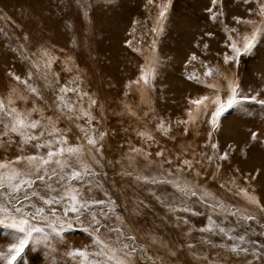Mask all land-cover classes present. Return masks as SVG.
<instances>
[{"label":"rangeland","instance_id":"obj_1","mask_svg":"<svg viewBox=\"0 0 264 264\" xmlns=\"http://www.w3.org/2000/svg\"><path fill=\"white\" fill-rule=\"evenodd\" d=\"M166 2L0 0V99H12L21 111L37 108L40 112L33 113L34 118L39 119L41 114L51 117L69 144L79 145L86 152L91 151V146L77 125L89 126L84 120L63 115L56 108V96L61 85L78 86L89 94L84 106L89 100L96 101L89 109L95 118L90 127L105 133L100 141L101 151L95 154L99 163L89 161L100 173L97 180L103 185L96 195L105 198L106 191L116 201L125 231L136 235L141 243L157 241L152 251L163 258L164 264H264L258 256L249 254L246 261L243 255L202 243L206 238L217 245L231 243L197 231L208 224V215L218 222L223 220L226 227L232 226L234 218L217 217L200 203L192 206L204 215L171 213L149 191L162 195L161 189L166 188L171 195L175 192L171 185H146L134 179L137 174L158 176L171 170L180 181L200 185L229 207L255 215L257 219L248 222L253 229L251 238L257 241V247L264 242V211L247 199L252 196L264 205V105L246 102L230 109L213 131L209 115L190 103L201 97L224 98L231 81L239 83L243 94L261 93L264 98V38L250 55L241 57L239 65L223 61L229 51L225 47L228 35L239 40L253 27L238 24L233 17L252 20L259 26L257 4L255 0L251 4L219 0L213 7L211 0H171L163 30L154 32L158 27V6ZM209 8L214 12L222 9L224 14L214 21ZM226 27L237 32L230 33ZM192 55L198 59L191 61ZM45 59L51 61L50 67L44 66ZM34 64L40 65L39 71ZM153 65L156 75L149 86L134 83L142 68ZM205 65L215 70L213 78L203 76ZM29 74V83L38 89L42 99L14 79L19 76L27 80ZM191 75L200 80L189 79ZM209 83L215 89L209 88ZM68 96L73 101L77 99L72 93ZM161 122L168 129L167 134L159 130ZM252 132L258 134L256 141L251 138ZM138 133L150 134L154 139ZM6 141V137L0 138V162L35 151L30 146L23 147L19 137ZM210 143H216L217 149H212ZM133 148L140 153L131 152ZM225 151L229 152L227 160L205 159ZM157 152L163 156H157ZM185 159L191 161V169L181 164ZM178 167L184 171L177 172ZM129 171L132 176L125 174ZM177 216L187 217L190 223L180 222L177 226ZM10 223L8 220L0 224V251H7L22 235ZM188 229H192L191 235L187 234ZM188 244L194 247L189 249ZM84 248L92 250V237L74 223L71 229L50 234L47 241L38 245L30 242L13 264H77L66 253ZM205 256L209 257L207 261L203 260Z\"/></svg>","mask_w":264,"mask_h":264},{"label":"snow or ice","instance_id":"obj_2","mask_svg":"<svg viewBox=\"0 0 264 264\" xmlns=\"http://www.w3.org/2000/svg\"><path fill=\"white\" fill-rule=\"evenodd\" d=\"M108 2L113 3L114 0H108ZM218 2L219 0H211L213 7ZM243 2L251 4L252 0H243ZM149 3H155V0H149ZM255 3L257 4L255 14L261 17V23L256 26L252 20L233 17L236 23H246L253 27L250 33L240 35L239 40L228 35V43L225 47L229 51L223 56L225 64L239 65L241 57L250 55L260 39L264 38V0H255ZM170 5L171 0H167L166 3L158 6L160 8L157 18L158 27L153 29L154 32L163 30L162 24L167 19ZM208 11L212 13L211 19L214 21L224 14L222 9L214 12L213 8H209ZM226 31L237 32L235 28L227 29V27ZM128 43L131 44V42ZM204 47L207 48L208 45L205 44ZM43 55L47 57L48 54L45 52ZM197 59L196 55L190 57L191 61ZM50 65L51 61L45 59L44 66L50 67ZM33 67L39 71L40 65L34 64ZM204 68L203 76L213 78L215 70L207 65ZM155 75L154 65L142 68L139 79L134 83L149 86L150 79H154ZM14 79L23 83L33 95L42 99L38 89L29 83L32 74H29L27 80H21L19 76H14ZM189 79L199 81L200 77L191 75ZM72 83L75 84L74 81ZM207 86L215 89L214 84L209 83ZM68 93H72L77 99L73 101ZM88 95L78 86L61 85L55 102L56 108L63 115L72 120H84L85 125L89 126L77 125L83 133V138L91 146V151L88 152L79 145L69 144L63 130L55 126L51 117L41 114L39 119L34 118L33 113L40 112L37 108L21 111L12 99L7 101L0 99V138L6 137V142H11L14 136L19 137V143L23 147L30 146L35 150L28 155H19L14 160L0 162V215L3 216L0 224L10 220L9 226L22 233L7 251H0V261L4 264H13V261L17 260L30 242L33 246L38 245L41 241H47L50 234L59 235L65 229H71L74 223L81 225L83 230L89 232L92 237L91 251L84 248L72 249L66 253L76 260L77 264H164L163 258L152 251L157 241L153 239L150 242L141 243L136 235L125 231V222L117 212L119 206L116 201L106 191L103 193L105 198H98L96 195L103 185L97 180L100 173L91 166L89 161L99 163L95 154L101 151L100 141L105 133H97L94 128L90 127L95 118L89 109L96 104V101L89 100L87 106H84V98ZM261 97V93L250 96L243 94L239 83L231 81L224 98L219 95L214 100L201 97L191 100L190 103L195 106L196 110L204 111L206 115H209L208 122L215 131L219 127L221 118L230 109L242 106L246 102L264 105V98ZM158 128L167 134L168 129L163 122L158 125ZM138 135L145 136L148 140L154 139L150 134L138 133ZM211 137L210 132V140ZM251 138L256 141L258 134L252 132ZM209 146L217 149L216 143H210ZM131 152L139 154L140 150L133 148ZM156 155L163 156V153L157 152ZM228 157L229 152L225 151L221 154H214V156H205V159L212 162L213 160H227ZM164 163L171 164V161L165 160ZM181 164L184 168H192L191 161L187 159L182 160ZM184 168L178 167L177 172H183ZM125 174L133 175L131 171ZM134 179L146 185H171L175 189L171 195L167 193L166 188L161 189L162 195L149 190L150 194L171 213L183 212L190 216L204 215L192 206L200 203L212 209L217 217L223 215L234 218L235 222L232 226L226 227L223 220L218 222L213 219L212 215H208V224L197 231L209 233L210 236H219L231 243L217 245L210 238L202 240V243L214 248L226 249L237 256L243 255L246 261L249 254L264 260V242L257 247V241L251 238L253 229L248 223L257 218L247 210L242 211L235 206L229 207L205 191L202 186L180 181L176 173L171 170L162 172L158 176L137 174ZM251 179H256V177H251ZM243 191L241 189V192ZM247 199L249 204L264 211V205H261L254 197L248 196ZM177 222V226L180 222L186 225L190 223V220L187 217L177 216ZM191 232L192 229H188L187 234L191 235ZM261 235H264V232ZM188 247L192 249L194 246L188 244ZM172 255L175 253L173 252ZM208 259L207 256L203 258L204 261ZM247 264H251V261H247Z\"/></svg>","mask_w":264,"mask_h":264}]
</instances>
